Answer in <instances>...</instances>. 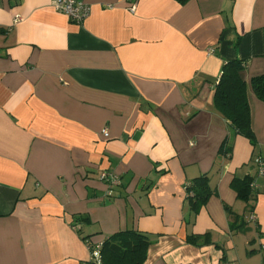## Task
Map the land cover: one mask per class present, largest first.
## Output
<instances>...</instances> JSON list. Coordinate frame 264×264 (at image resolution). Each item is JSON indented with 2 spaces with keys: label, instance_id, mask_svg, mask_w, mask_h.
Instances as JSON below:
<instances>
[{
  "label": "crops",
  "instance_id": "obj_1",
  "mask_svg": "<svg viewBox=\"0 0 264 264\" xmlns=\"http://www.w3.org/2000/svg\"><path fill=\"white\" fill-rule=\"evenodd\" d=\"M81 1L75 21L52 0H0V264H94L89 246L125 229L152 235L141 264H228L240 233L263 245L264 174L250 164L264 161V102L250 78L264 73V0ZM233 58L254 145L213 105ZM202 173L216 194L191 217L185 184ZM244 175L250 209L230 185Z\"/></svg>",
  "mask_w": 264,
  "mask_h": 264
},
{
  "label": "trees",
  "instance_id": "obj_2",
  "mask_svg": "<svg viewBox=\"0 0 264 264\" xmlns=\"http://www.w3.org/2000/svg\"><path fill=\"white\" fill-rule=\"evenodd\" d=\"M182 2L184 0H178ZM264 34V28H263ZM244 63L241 59H225L219 78L214 85L213 105L227 121L229 130L235 135H241L255 144V134L251 127L250 109L247 99V82L241 72ZM250 87L255 96L264 102V73L250 78ZM232 143L229 136L221 142L218 150L219 157L229 158ZM253 178L249 175L234 176L231 187L235 190L237 198L245 203V208H251V201L255 198L253 191ZM216 194L215 188L210 183L208 173H202L188 180L185 184V201L191 217H193L209 197ZM225 210L230 208L225 205ZM231 230L241 226L238 222L230 223ZM152 240V235L134 229L116 231L101 242L99 257H92L94 264H141L146 257L147 247ZM209 233H188L185 241L190 244L210 243Z\"/></svg>",
  "mask_w": 264,
  "mask_h": 264
},
{
  "label": "built area",
  "instance_id": "obj_3",
  "mask_svg": "<svg viewBox=\"0 0 264 264\" xmlns=\"http://www.w3.org/2000/svg\"><path fill=\"white\" fill-rule=\"evenodd\" d=\"M52 5L56 11L64 13L75 21H81L88 15V5L81 0H52ZM15 21L17 18L14 19ZM103 135H107L106 129L102 130ZM255 162L258 165V173L264 174V161L260 157L255 158ZM100 178L108 183L109 186L119 182L117 175L113 173L101 172ZM109 193V192H108ZM73 229H79L78 225H73ZM100 244H96L90 247L91 255L95 259L99 257Z\"/></svg>",
  "mask_w": 264,
  "mask_h": 264
},
{
  "label": "rangeland",
  "instance_id": "obj_4",
  "mask_svg": "<svg viewBox=\"0 0 264 264\" xmlns=\"http://www.w3.org/2000/svg\"><path fill=\"white\" fill-rule=\"evenodd\" d=\"M256 158V157H255ZM255 158L253 162H251V166L253 165L257 170V165L255 162ZM251 225V224H250ZM242 233L238 234L241 238H238V251L235 250H226V257L228 264H264V242L263 245H259V240L257 242H253L252 244H245ZM244 239V240H241Z\"/></svg>",
  "mask_w": 264,
  "mask_h": 264
}]
</instances>
